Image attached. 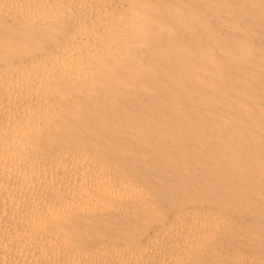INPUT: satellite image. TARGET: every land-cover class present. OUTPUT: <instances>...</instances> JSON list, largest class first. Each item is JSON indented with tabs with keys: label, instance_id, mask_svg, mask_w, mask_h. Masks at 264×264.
<instances>
[{
	"label": "bare ground",
	"instance_id": "1",
	"mask_svg": "<svg viewBox=\"0 0 264 264\" xmlns=\"http://www.w3.org/2000/svg\"><path fill=\"white\" fill-rule=\"evenodd\" d=\"M0 264H264V0H0Z\"/></svg>",
	"mask_w": 264,
	"mask_h": 264
}]
</instances>
